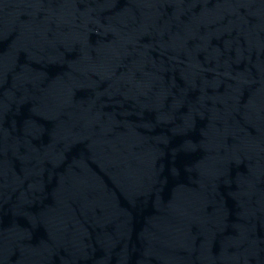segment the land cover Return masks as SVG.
<instances>
[{"label":"water","instance_id":"water-1","mask_svg":"<svg viewBox=\"0 0 264 264\" xmlns=\"http://www.w3.org/2000/svg\"><path fill=\"white\" fill-rule=\"evenodd\" d=\"M0 264H264V0H0Z\"/></svg>","mask_w":264,"mask_h":264}]
</instances>
